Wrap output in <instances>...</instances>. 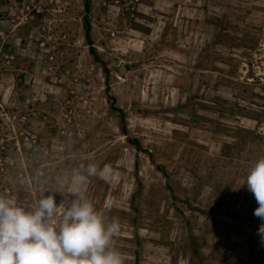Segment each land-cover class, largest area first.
Listing matches in <instances>:
<instances>
[{
    "label": "rangeland",
    "instance_id": "374dc122",
    "mask_svg": "<svg viewBox=\"0 0 264 264\" xmlns=\"http://www.w3.org/2000/svg\"><path fill=\"white\" fill-rule=\"evenodd\" d=\"M262 157L264 0H0V194L95 164L125 264H264Z\"/></svg>",
    "mask_w": 264,
    "mask_h": 264
},
{
    "label": "clouds",
    "instance_id": "9594fccd",
    "mask_svg": "<svg viewBox=\"0 0 264 264\" xmlns=\"http://www.w3.org/2000/svg\"><path fill=\"white\" fill-rule=\"evenodd\" d=\"M97 174L103 173L91 163L73 169L62 182L72 197L67 205L58 204L52 192L28 207L0 194V264H125L114 239L120 219L106 221L85 195ZM246 186L258 204L254 215L262 221L257 235L264 244V157L251 165Z\"/></svg>",
    "mask_w": 264,
    "mask_h": 264
},
{
    "label": "trees",
    "instance_id": "16d2710c",
    "mask_svg": "<svg viewBox=\"0 0 264 264\" xmlns=\"http://www.w3.org/2000/svg\"><path fill=\"white\" fill-rule=\"evenodd\" d=\"M88 9H89V7H88ZM88 24H89V23H88ZM88 28H89V27H88ZM89 32H90V30L88 29L86 34H87V36H88V39L91 40V39H90V34H89ZM91 50H92V52L94 51L93 49H91Z\"/></svg>",
    "mask_w": 264,
    "mask_h": 264
}]
</instances>
